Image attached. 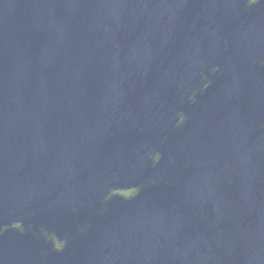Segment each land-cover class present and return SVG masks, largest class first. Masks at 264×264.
<instances>
[{
  "label": "water",
  "instance_id": "95a60500",
  "mask_svg": "<svg viewBox=\"0 0 264 264\" xmlns=\"http://www.w3.org/2000/svg\"><path fill=\"white\" fill-rule=\"evenodd\" d=\"M50 264H264V0H117Z\"/></svg>",
  "mask_w": 264,
  "mask_h": 264
}]
</instances>
